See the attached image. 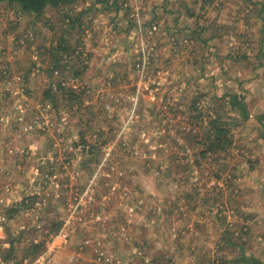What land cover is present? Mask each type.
Instances as JSON below:
<instances>
[{
  "label": "rangeland",
  "instance_id": "obj_1",
  "mask_svg": "<svg viewBox=\"0 0 264 264\" xmlns=\"http://www.w3.org/2000/svg\"><path fill=\"white\" fill-rule=\"evenodd\" d=\"M263 127L264 0L0 2L1 262L264 264Z\"/></svg>",
  "mask_w": 264,
  "mask_h": 264
},
{
  "label": "trees",
  "instance_id": "obj_2",
  "mask_svg": "<svg viewBox=\"0 0 264 264\" xmlns=\"http://www.w3.org/2000/svg\"><path fill=\"white\" fill-rule=\"evenodd\" d=\"M81 0H0V2L8 3V4H15L19 6L22 12L25 13H33L36 17H40L45 10L48 8H59L61 6H68L74 4ZM262 11V10H261ZM60 51V49H56ZM55 65H53L54 67ZM235 97L233 98V100ZM236 103V101H235ZM242 105V104H238ZM247 117L246 114H244ZM244 117V118H245ZM209 131H213L212 134L208 135L209 138H206L203 142L204 144V151L202 152L203 156L207 153H213L216 151H224L226 149V145H228V140L226 139L227 129L218 124L217 120L211 121V128ZM264 127L262 129V138L264 139ZM217 149V150H216ZM12 248V245H11ZM31 248H38V246H31ZM35 253V252H33Z\"/></svg>",
  "mask_w": 264,
  "mask_h": 264
},
{
  "label": "built area",
  "instance_id": "obj_3",
  "mask_svg": "<svg viewBox=\"0 0 264 264\" xmlns=\"http://www.w3.org/2000/svg\"><path fill=\"white\" fill-rule=\"evenodd\" d=\"M0 264H3V263L1 262V258H0ZM5 264H7V263H5Z\"/></svg>",
  "mask_w": 264,
  "mask_h": 264
}]
</instances>
